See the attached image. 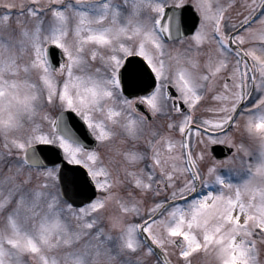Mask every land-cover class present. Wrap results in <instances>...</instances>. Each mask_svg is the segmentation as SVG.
Instances as JSON below:
<instances>
[{"label": "snow or ice", "instance_id": "snow-or-ice-1", "mask_svg": "<svg viewBox=\"0 0 264 264\" xmlns=\"http://www.w3.org/2000/svg\"><path fill=\"white\" fill-rule=\"evenodd\" d=\"M195 255L264 264V0H0V264Z\"/></svg>", "mask_w": 264, "mask_h": 264}, {"label": "rangeland", "instance_id": "rangeland-1", "mask_svg": "<svg viewBox=\"0 0 264 264\" xmlns=\"http://www.w3.org/2000/svg\"><path fill=\"white\" fill-rule=\"evenodd\" d=\"M264 258V256H262ZM203 259L202 255H195L193 257V264H200V261Z\"/></svg>", "mask_w": 264, "mask_h": 264}, {"label": "water", "instance_id": "water-1", "mask_svg": "<svg viewBox=\"0 0 264 264\" xmlns=\"http://www.w3.org/2000/svg\"><path fill=\"white\" fill-rule=\"evenodd\" d=\"M218 152H227V146L225 145H220V146H215Z\"/></svg>", "mask_w": 264, "mask_h": 264}, {"label": "flooded vegetation", "instance_id": "flooded-vegetation-1", "mask_svg": "<svg viewBox=\"0 0 264 264\" xmlns=\"http://www.w3.org/2000/svg\"><path fill=\"white\" fill-rule=\"evenodd\" d=\"M215 154V153H214Z\"/></svg>", "mask_w": 264, "mask_h": 264}]
</instances>
